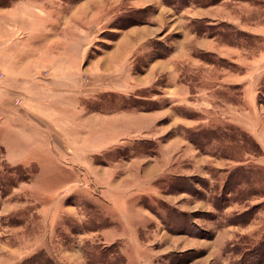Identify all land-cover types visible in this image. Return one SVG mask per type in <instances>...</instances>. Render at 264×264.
Segmentation results:
<instances>
[{
	"label": "rangeland",
	"instance_id": "obj_1",
	"mask_svg": "<svg viewBox=\"0 0 264 264\" xmlns=\"http://www.w3.org/2000/svg\"><path fill=\"white\" fill-rule=\"evenodd\" d=\"M60 65L87 74L64 87ZM124 113L141 117L118 145L69 148ZM28 124L58 147L21 146ZM258 127L264 0H0V264L248 263ZM102 180L129 193L120 212Z\"/></svg>",
	"mask_w": 264,
	"mask_h": 264
},
{
	"label": "crops",
	"instance_id": "obj_2",
	"mask_svg": "<svg viewBox=\"0 0 264 264\" xmlns=\"http://www.w3.org/2000/svg\"><path fill=\"white\" fill-rule=\"evenodd\" d=\"M119 49H120L119 50L120 53L125 51V50L121 49V47ZM134 51H135V48H134ZM78 60L80 61V56L77 59L76 63H78ZM72 66L60 65L55 70L56 73L54 72L57 79H59L60 75H63V79L62 78H60V79L62 82H64L62 84V86H64V87H66L67 84H69V83H72L73 85L75 82L81 83L82 82V80H81L82 76L87 74L86 71H81L78 68H75L74 67L75 65H72ZM154 69H156V68H154ZM154 69H153V71H154ZM156 70L159 71L160 68H158ZM27 116H26V118L29 119ZM84 116H86V113H83V114L80 113V117L82 119L84 118ZM89 116L90 115H88L86 117H89ZM259 116L262 117L261 114H259ZM140 117L141 116H138V114L136 115L135 113L134 114L133 113L132 114H129V113L128 114L127 113L115 114V115H110V116H106V115L102 114L100 117H98V120H96L98 122L97 131L99 132V136L97 137V139L94 140L92 138V136L89 134V132H83L82 135L76 139L74 136H71V138H69V140H68L69 145H70L69 148H81L84 151H86L87 153H95L96 149L99 152L104 151V150L106 151V149L109 148L108 144L110 145L111 143H113V145H115V144L118 145V143H117L118 141L115 142L116 141L115 138L117 137L119 130L120 129L122 130L124 128V131H126V127L128 129H130L131 128L130 126H133V124H136L137 122H139ZM89 118H86L87 121H84V119H83L82 120L83 122L81 124H79V127H82L83 129H85V127L87 125V124H85V122H89V120H88ZM35 120L36 119H33L32 122H34ZM108 122L113 123L112 125L109 124V128H108V124H107ZM22 127L23 128H21V131H27V132L25 133L26 135H19V136H21L19 139V143L21 146H23V144H25L28 148H35V147L36 148H48L49 147V149L58 147L57 138L50 134V145H48L47 140H45V141L43 140V136L40 133L41 131L39 129H37L36 125L30 126V124H28L27 126H22ZM253 128H254V126H252V129ZM259 128L260 127L255 128V130H253V134L255 136L257 132L258 133L261 132L259 135L256 136V138L258 139V141L260 140L259 143L262 146H264V129L263 128L259 129ZM108 132L110 134H112L110 137L108 135ZM250 132H252V131H250ZM23 136H24V140H27V142L23 140V138H22ZM110 147H112V146H110ZM104 180H102V183H104L105 185L110 187V188L107 186L105 187L106 188L105 193H106L107 197L109 199H111V204L114 207V210L120 212L121 211L120 209L122 208L121 205H124L122 200L126 199L125 194L127 195L129 193L127 192V190L123 191L120 189V187H121L120 183H114V184L108 183V182L105 183ZM192 264H196V263H192Z\"/></svg>",
	"mask_w": 264,
	"mask_h": 264
},
{
	"label": "trees",
	"instance_id": "obj_3",
	"mask_svg": "<svg viewBox=\"0 0 264 264\" xmlns=\"http://www.w3.org/2000/svg\"><path fill=\"white\" fill-rule=\"evenodd\" d=\"M264 257V251L259 250V248H256L252 255L250 256V259H248V263H245V259H241L239 264H262ZM24 264H54L50 259L47 258L44 253H39L38 255H34L26 263Z\"/></svg>",
	"mask_w": 264,
	"mask_h": 264
}]
</instances>
